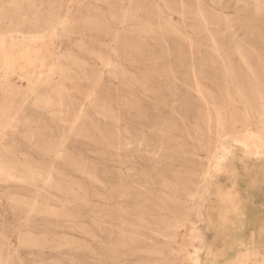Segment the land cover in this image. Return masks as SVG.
I'll use <instances>...</instances> for the list:
<instances>
[{"label":"rangeland","instance_id":"obj_1","mask_svg":"<svg viewBox=\"0 0 264 264\" xmlns=\"http://www.w3.org/2000/svg\"><path fill=\"white\" fill-rule=\"evenodd\" d=\"M0 14L2 29L52 23L48 34L63 63L41 91L52 107L42 108L17 77L33 70L26 58L38 38L0 39L2 264H264V0H123L122 12L115 0H0ZM112 27L118 40L105 35ZM43 141L60 157L46 153ZM7 157L60 174L67 192L20 190L28 183L7 175L15 173L1 160ZM195 173L205 177L190 198L191 217L168 229L181 230L179 237L151 233L152 242L122 231L150 230L133 218L121 223L123 210H140L146 223L170 221L188 202ZM124 190L135 194V206L120 196ZM22 204L35 209L26 213ZM130 238L141 241L120 261Z\"/></svg>","mask_w":264,"mask_h":264},{"label":"bare ground","instance_id":"obj_2","mask_svg":"<svg viewBox=\"0 0 264 264\" xmlns=\"http://www.w3.org/2000/svg\"><path fill=\"white\" fill-rule=\"evenodd\" d=\"M251 1V0H250ZM260 1V0H259ZM258 2V1H257ZM221 3V2H220ZM256 3V2H255ZM187 4V3H186ZM197 5V4H196ZM254 5V4H253ZM41 6V5H40ZM155 6V4H154ZM131 7V6H130ZM256 7V6H255ZM260 7V6H258ZM40 8V7H39ZM115 8L118 12H122L123 10V0H115ZM254 8V7H253ZM156 9V8H155ZM154 10V9H153ZM260 11V9H258ZM257 10V11H258ZM254 11V9H253ZM124 12V11H123ZM199 12H200V15H203V10L201 8H199ZM255 12V11H254ZM257 13V12H256ZM142 15V14H141ZM149 15V14H148ZM68 16V15H67ZM119 16V15H118ZM127 16V15H126ZM19 17L21 18H24V19H30V20H38V19H41L43 17L41 16H38V15H25V14H21L19 15ZM6 17L4 15H1L0 14V19H5ZM203 18V16H202ZM43 19H51V17H45ZM126 19V18H125ZM88 20V19H87ZM205 21V20H204ZM227 22V21H226ZM64 23V21H63ZM52 24V23H51ZM50 23H39V22H31V23H16L14 25L10 24L8 25L7 28H0V39L7 35V34H16V35H26V36H35L36 38H38V44H40L39 46L36 45V47L34 49H31L28 51V54H27V58H26V61L28 63V66L33 68V70H31L30 72H27L26 74L25 73H19L17 74V77H19L21 79V81L25 84H31L30 85V88L29 90H31L32 94L36 97V100L38 101V103L41 104L42 108H49L51 109L50 107H52V102L49 100V98H47L46 95H43L41 91H46L48 92L49 90V87L51 86L52 84V81H53V76L59 72V70L62 69L63 67V63H59L57 62L59 60L58 59H55L56 55H55V52L53 50V47L54 46V43H55V37L53 36H50L48 34V30L52 27H49L51 25ZM207 24V23H206ZM213 24V23H212ZM216 24V23H215ZM57 25V24H56ZM62 25V24H61ZM218 25V24H217ZM229 25V24H228ZM13 26H16V27H13ZM101 26V25H100ZM211 26V25H210ZM236 26V25H235ZM60 27V26H59ZM73 27V26H72ZM99 27V26H98ZM219 27V26H218ZM238 27V26H237ZM208 28V27H207ZM230 28V27H229ZM210 28H208V31H209ZM202 30V29H201ZM229 30V29H228ZM240 30V29H239ZM233 31V30H232ZM115 32H118L116 28H113L111 30H106L105 32V35H114L115 36V39L118 40L119 39V36L118 35H115ZM134 34V33H133ZM229 34V33H228ZM232 34V33H231ZM230 35V34H229ZM151 36V35H150ZM206 36V35H205ZM146 37V36H144ZM208 37V36H207ZM212 37V36H211ZM31 38V37H30ZM33 38V37H32ZM31 38V39H32ZM210 41V40H209ZM237 45V44H236ZM120 46V45H119ZM124 49V48H123ZM210 49V48H208ZM218 49V48H217ZM211 50V49H210ZM215 51V50H214ZM129 52V51H128ZM216 54V53H214ZM220 55V54H218ZM217 55V56H218ZM178 56V55H177ZM201 56V55H199ZM23 57V56H22ZM213 57V56H212ZM221 57V56H220ZM164 58V56H163ZM63 59V58H62ZM244 59V58H243ZM56 60V61H55ZM184 60V58H183ZM62 61V60H61ZM199 61V60H198ZM221 61H222V58H221ZM223 61H224V58H223ZM201 62V60H200ZM197 64V63H196ZM207 64V63H206ZM228 64V63H227ZM245 64V63H244ZM210 65V64H209ZM225 66V65H224ZM169 67V66H168ZM195 67V66H194ZM229 67V66H228ZM177 68V67H176ZM225 68V67H224ZM246 68L248 69V72H250L251 74L253 73L252 71V66L250 65V62H249V59H248V52H246ZM227 69V67H226ZM198 71V70H197ZM18 72V71H17ZM61 72V71H60ZM194 72V70H193ZM61 75V73H59ZM155 74V73H154ZM226 74H229V75H232L233 74V71L232 70H227V73ZM156 75H159V74H156ZM155 75V76H156ZM173 75V74H172ZM147 76V75H146ZM150 77V76H149ZM171 77V76H170ZM174 78H175V75H174ZM251 78L253 79V83L257 86L256 88H254L256 91L259 92V82L257 80V78L253 75H251ZM227 79V78H226ZM172 80H173V76H172ZM175 80V79H174ZM234 80V79H233ZM235 86H236V89H237V94L241 96V91H242V87L241 85L239 84V82L235 81ZM57 90L59 91L58 93V100H57V110H58V113L59 114H62L64 112V106H65V102H64V92H63V85H59V88H57ZM45 92V93H46ZM31 94V95H32ZM260 94V93H259ZM204 95V94H203ZM88 97H91L93 96V92H89L87 94ZM205 97V95H204ZM32 98V97H31ZM67 98H70L69 95L66 97ZM250 100L247 99L246 97V106L248 105V102ZM64 102V103H63ZM264 105V104H263ZM33 106V105H32ZM249 106V105H248ZM83 112L82 108L79 107V108H76L74 111H73V116L75 117V119L78 118V116H80V114ZM202 113V112H201ZM12 114V112L9 114V116ZM80 118V117H79ZM30 124V123H29ZM257 124H255V127H256ZM98 128V127H97ZM214 129V128H213ZM253 129V128H252ZM98 130V129H97ZM100 130V128H99ZM96 131V130H95ZM214 131V130H213ZM218 136V135H217ZM85 139V138H84ZM140 140V139H138ZM128 141V140H127ZM256 141V140H255ZM226 142V141H225ZM238 142V141H237ZM258 142V140H257ZM139 143V142H138ZM43 144H45V148L44 150H46L47 152L46 153H51L53 154L55 158L57 157H60L59 156V151L58 149L56 148V145L54 143H47L45 141H43ZM130 146V144H129ZM133 146V145H132ZM128 147V146H127ZM130 148V147H129ZM229 150V148H228ZM134 151V150H133ZM59 152V153H58ZM62 152V151H61ZM262 152V151H261ZM63 153V152H62ZM61 154V153H60ZM251 155V153H250ZM157 156V155H155ZM221 156V155H220ZM244 156V155H243ZM247 157V156H246ZM79 158V157H78ZM127 159V157H126ZM3 162L6 161L7 163L10 164V167L13 168V170H15V173H11V174H7L9 176H16V178L18 179V181H23V182H27V186H23L22 184H19V189L20 190H23V191H35L37 190L38 186L41 185L45 188H47L49 191H51L52 193L54 191H59V192H64L66 193L67 190H68V187H69V182L66 180V179H61L60 177V174L56 175L51 169H48L47 167H45L44 169H42L41 171H38L36 172L35 171V168H33L32 166H30L29 164H24L23 165H17L18 164V161L16 160V158H5V159H1ZM66 160V159H65ZM68 161V160H66ZM219 167V166H218ZM230 168V167H229ZM3 168L0 166V171L3 172ZM237 171V167L235 166V169L232 171L234 174L236 173ZM232 172L231 175L233 174ZM227 174V173H226ZM56 175V176H55ZM124 175V174H123ZM55 177H58L57 179H55ZM202 177H205L204 174H197L195 173V175L191 176L190 178H187V181H188V189H187V194H186V199H187V203L184 204L182 207H180L178 209V214L173 216L172 219L169 220H166V219H163L161 222L159 223H152V222H149V223H146V221L148 220H142V216L143 214L141 215L140 213V210H137V215H135V213H133L132 210L131 212H128L126 210H123L122 214H121V218H123V220L121 221V223L124 222V224H127L129 225V222H131V220H129V218H133V219H136L137 222L139 221L138 225L140 224L142 226V228L144 227H147L149 228L150 230H122L123 232L124 231H127V233H134L135 231L138 233V237L137 238H143L145 239V241H152L153 242V238H154V234H157V235H161V236H164V237H167L169 236V234L171 233H174V235H180L181 233V230H168V229H179L181 227H183V221L184 220H189V217H191V213L193 212V209H192V203L190 201V198H193L196 196L197 192H198V187L199 185L202 183L203 179ZM12 178V177H11ZM10 178V179H11ZM127 178V177H126ZM137 179V178H136ZM135 179V180H136ZM155 180V179H154ZM153 180V181H154ZM125 181V178H122L121 179V182H124ZM61 183H65V185H61ZM124 185V184H123ZM209 185V184H208ZM211 185V184H210ZM224 186V185H223ZM123 188V187H122ZM222 188V187H221ZM225 188V187H224ZM223 188V189H224ZM111 190V189H110ZM222 190V189H221ZM213 191V190H212ZM142 192V191H141ZM139 192V193H141ZM237 192V191H236ZM138 193V194H139ZM106 195V194H105ZM142 195V194H141ZM236 195V194H235ZM82 196V195H81ZM99 196V195H98ZM102 196V195H101ZM120 196H122L123 198L125 199H130L132 200V205L135 206L136 202L134 201V197H135V194L134 193H129L127 191H122L120 192ZM224 197V195H223ZM223 197L220 199V200H223ZM103 198V197H102ZM137 198V197H136ZM236 198V197H235ZM243 198V197H242ZM34 200V199H33ZM227 200V199H226ZM259 201V200H258ZM224 202V200L222 201ZM252 202V201H251ZM254 202V200H253ZM263 202V201H262ZM219 203V202H218ZM230 203V202H229ZM235 203V201L233 202ZM242 203V202H241ZM264 203V202H263ZM27 204V203H26ZM255 204V203H254ZM239 205V203H238ZM126 206V205H124ZM256 206V205H254ZM20 207H22L23 209H25L24 211H26V213H29V212H32L35 207L34 205H25L23 206L20 205ZM145 207V206H144ZM197 207V206H196ZM215 207V206H214ZM238 207V206H237ZM250 208L252 206H249ZM259 207V205H258ZM257 207V208H258ZM134 208V207H133ZM202 208V207H201ZM200 208V209H201ZM211 208V207H210ZM217 208V207H216ZM215 208V209H216ZM229 208V207H228ZM233 208V206H232ZM231 208V209H232ZM243 208V207H242ZM261 208V207H260ZM121 209V207H120ZM125 209V208H124ZM212 209V208H211ZM214 209V210H215ZM252 209V208H251ZM254 209V208H253ZM243 210V209H242ZM213 210H210L208 213H207V221H210L211 222V212ZM223 211H227V210H223ZM234 211V210H232ZM237 211V210H235ZM239 211V210H238ZM263 211V210H262ZM135 212V211H134ZM197 212V211H196ZM228 212V211H227ZM259 212V211H258ZM236 213H234L235 215ZM255 214V213H253ZM257 214V213H256ZM221 215V214H220ZM233 215V214H232ZM260 215V214H259ZM249 217V215H248ZM261 217V216H260ZM237 219V222H239V220L241 221V218H236ZM227 220V219H226ZM261 220V218H260ZM160 221V220H159ZM219 222V220H218ZM217 222V224H218ZM250 222V221H249ZM254 222V221H253ZM262 222V221H261ZM236 223V222H235ZM258 223V222H257ZM137 223H132L131 225H135ZM259 224V223H258ZM261 224V229L263 230L264 229V224L263 223H260ZM130 226V225H129ZM151 226V227H149ZM253 227V226H252ZM260 228V227H259ZM129 229V227H128ZM131 229V228H130ZM137 229V228H136ZM226 229V228H225ZM256 229V228H255ZM260 229V230H261ZM259 230V229H258ZM193 231V230H192ZM253 231V230H251ZM254 232V231H253ZM151 233H154V234H151ZM126 234V233H125ZM134 235V234H133ZM153 236V238H152ZM132 237V236H131ZM247 238V236H246ZM130 241H134L132 244H130V247L127 248L126 246H124L122 248V251H118V254L120 256V261L122 259V256L125 254V253H130L133 251V247L132 245H134L135 243L137 242H140L141 240H134V239H131L130 238ZM258 241V240H257ZM129 243V242H128ZM127 243V244H128ZM260 244V243H259ZM255 245V244H254ZM234 246V245H233ZM231 247V246H230ZM254 248V247H253ZM110 249V248H109ZM143 249L140 247H137L136 249V252L137 253H140ZM220 250V249H219ZM222 250V249H221ZM241 250V249H240ZM244 250V249H243ZM252 250V248H251ZM255 250V249H254ZM261 250V249H260ZM259 250V251H260ZM2 251V250H1ZM242 251V250H241ZM125 252V253H124ZM176 252V251H175ZM258 252V251H257ZM264 252V251H263ZM216 255V254H215ZM218 255V254H217ZM245 255V254H244ZM253 256V255H251ZM257 256V255H256ZM238 257V256H237ZM261 257V256H260ZM2 256H0V264H2V260H1ZM216 258V257H215ZM218 258V256H217ZM234 259V257H233ZM254 260V259H253ZM235 261V260H234ZM256 261V260H255ZM237 262V261H236ZM258 264V262H257Z\"/></svg>","mask_w":264,"mask_h":264}]
</instances>
